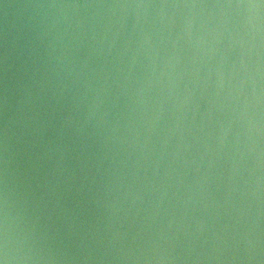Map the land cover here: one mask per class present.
I'll use <instances>...</instances> for the list:
<instances>
[{"label": "clouds", "instance_id": "obj_1", "mask_svg": "<svg viewBox=\"0 0 264 264\" xmlns=\"http://www.w3.org/2000/svg\"><path fill=\"white\" fill-rule=\"evenodd\" d=\"M230 7L216 12V25L239 34L254 19L264 39V0L237 6L236 12ZM167 8L125 3L84 15L45 12L22 48L14 35L6 40L0 83V264H148L178 258L159 233L144 239L119 229H97L70 237L42 212V205L59 201L69 161L88 141L97 148L94 166L103 169L97 191L110 207L119 209L140 192L129 177L146 153L157 156L151 144L157 119L168 113L182 118L187 91L165 71L160 56L176 42ZM115 10L120 15L114 19ZM207 23L188 15L179 29L190 28L202 41L200 30ZM85 44L102 64L77 57ZM153 58L160 63L137 76L134 65ZM158 84L164 87L156 96ZM234 104L233 117L243 129L236 140L243 135L246 147L253 121L264 131V110L249 111L246 99ZM254 258L264 264V243Z\"/></svg>", "mask_w": 264, "mask_h": 264}, {"label": "water", "instance_id": "obj_2", "mask_svg": "<svg viewBox=\"0 0 264 264\" xmlns=\"http://www.w3.org/2000/svg\"><path fill=\"white\" fill-rule=\"evenodd\" d=\"M125 3L170 7L164 13L175 21L171 30L176 42L160 56L165 71L187 89L183 116L176 119L168 113L157 119L151 137L157 156L146 153L140 158L129 177L140 192L119 209L98 194L103 169L98 172L94 166L97 148L88 141L69 161L59 201L42 205L43 214L70 237L97 229H119L144 239L159 233L178 258L148 264H260L254 257L264 243V131L253 121L246 147L243 135L237 143L243 129L233 108L239 98L247 100L249 111L264 110V39L256 33L254 19L239 34L216 25V12L228 6L236 12L237 6L260 0H0V83L6 40L14 35L22 48L45 12L84 15ZM119 15L115 10L114 19ZM188 15L209 22L200 30L202 41L190 28L179 29ZM76 55L103 63L86 44ZM153 63L160 59L136 63L133 70L143 77ZM161 87L153 94L161 95ZM131 161H136L134 154Z\"/></svg>", "mask_w": 264, "mask_h": 264}]
</instances>
